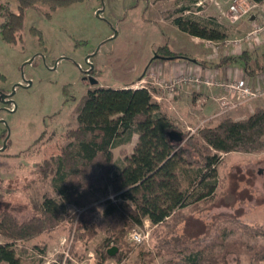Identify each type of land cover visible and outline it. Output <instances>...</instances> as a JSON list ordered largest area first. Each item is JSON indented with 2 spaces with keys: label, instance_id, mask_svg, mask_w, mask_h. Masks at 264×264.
<instances>
[{
  "label": "rangeland",
  "instance_id": "374dc122",
  "mask_svg": "<svg viewBox=\"0 0 264 264\" xmlns=\"http://www.w3.org/2000/svg\"><path fill=\"white\" fill-rule=\"evenodd\" d=\"M1 1H9L12 11L16 10V0ZM231 2L82 0L52 12L41 3L37 8L28 9L21 40L5 43L0 35V72L6 78L0 81V148H3L0 149V214L8 209L23 220L34 213L32 202L38 203L44 196L57 198L51 178L39 180L38 166L44 158L54 163L59 145L67 144L65 133L76 126V106L82 95L95 86L86 79L91 65L95 70L92 76L99 84L112 88L140 87L136 80L142 73L149 74L150 63L159 60L155 58L158 48L168 46L171 50L190 52L197 49L192 38L172 23L180 7L190 8L183 14L191 12L198 18L213 19L222 25L227 32L226 40L242 37L250 23L231 17ZM45 12L50 15H44ZM32 28L39 30V34L32 32ZM215 46L232 48L233 44L219 40ZM224 56L228 55H221ZM144 84L151 83L145 81ZM153 88L158 94L162 92L157 86ZM260 100L264 101V97L256 99ZM164 106L177 129L188 135L185 118L180 115L181 106L172 102H165ZM206 122L205 119L191 121V128H195L191 134H196L200 127L208 124ZM134 135L130 142L112 149L115 159L131 153ZM196 167L183 163L179 167L183 186L191 191L196 185L189 184L187 178L195 174ZM215 170L218 180L214 195L205 199L207 202L199 200L182 210L185 216L178 225V233L193 238L209 237L219 231V226H224L226 239L246 240L247 236L231 229L225 219L253 225L264 223V149L221 153ZM192 207L194 211H190ZM83 209L68 204L64 219L53 230L33 241L17 242V252H24V263L37 264L39 258L41 264L61 261L63 240L77 231ZM95 211L99 219L102 207ZM135 227L138 226L132 228ZM139 228L149 232L148 239L135 245L127 233L128 249L123 250V259L119 263L110 260L107 264H162L163 258L151 252L154 226L146 220ZM96 241V238L86 242L75 238L71 246L73 260H67L66 264L88 258ZM255 241L264 244V237ZM243 264L247 262L243 260Z\"/></svg>",
  "mask_w": 264,
  "mask_h": 264
},
{
  "label": "trees",
  "instance_id": "16d2710c",
  "mask_svg": "<svg viewBox=\"0 0 264 264\" xmlns=\"http://www.w3.org/2000/svg\"><path fill=\"white\" fill-rule=\"evenodd\" d=\"M79 1L82 0H16V10L12 11L9 1L0 0L1 38L10 44L21 40L25 13L39 3L52 12ZM184 11H190L189 6L178 8L179 14L172 17L179 30L207 40L227 38L224 27L215 20L198 18L191 12L183 14ZM44 15L49 16L50 12ZM31 30L39 34V30ZM155 58L198 61L168 46L158 48ZM231 61L238 63L246 76L264 73V46L260 52L244 49L236 57H221L217 64ZM94 73L90 68L88 74ZM5 79L0 72V81ZM172 129L177 127L148 87L88 89L76 106V126L65 133L67 144L59 145L54 163L44 158L38 166L39 180L51 178L57 198L44 196L40 202H32L34 213L23 220L8 209L0 214V239H4L0 240V264H25L23 250L17 252V242L27 243L53 230L64 219L68 204L84 208L73 241L96 238L92 251L96 264L110 260L119 263L123 250L128 249V231L134 226L143 227L146 220L155 228L151 252L163 258L162 264L264 262V244L255 241L264 237V223L253 225L225 219L231 229L246 235V240L226 239L224 226L209 237L193 238L178 233V225L185 216L182 210L214 195L218 180L215 168L221 153L264 149V106H256L242 119L224 116L200 127L196 134L183 133V143L168 137ZM133 134L138 138L131 153L115 159L112 149L130 142ZM181 163L197 165L195 174L187 178L189 184L196 185L195 190L183 186ZM100 207L101 216L96 219L95 210ZM190 211H194L193 207ZM111 246L118 247L114 256L107 253ZM37 260L41 264L42 259Z\"/></svg>",
  "mask_w": 264,
  "mask_h": 264
},
{
  "label": "crops",
  "instance_id": "0c3cea01",
  "mask_svg": "<svg viewBox=\"0 0 264 264\" xmlns=\"http://www.w3.org/2000/svg\"><path fill=\"white\" fill-rule=\"evenodd\" d=\"M264 5V2L261 3ZM243 19L247 20V24L250 23L251 20L247 17ZM174 25V24H173ZM247 32V31H246ZM189 35V34H188ZM192 42L194 46H197V49H193V52L185 51V50H173L178 53L187 54L189 57L197 58L198 61L189 58H178V59H160L150 63L151 71L156 72V74L162 75L163 77H169L174 74L184 72H197L202 76L212 77L219 80H230V79H239L243 78L248 81L252 86L264 85V73L258 74L256 76H246L241 70L240 66L236 62H228L223 65H218L219 58L221 55H228L232 57L238 56L242 50L244 49H253L260 51L262 46H264V38L260 40L259 43L248 45L246 43L241 44L239 46H235L234 48H227V46H213L212 48L204 44L203 42H207V39H202L199 37L191 36ZM202 44H201V42ZM200 45V46H199ZM218 45V43H217ZM225 45V44H224ZM224 47V48H223ZM218 48V52L216 49ZM224 49V50H222ZM150 72V71H149ZM148 74L142 73L137 78V82L140 83V87L144 85L145 81L150 82V79L147 78ZM149 77V76H148ZM148 79V80H147ZM134 81H132L133 84ZM128 83V82H127ZM151 83V82H150ZM126 84V83H125ZM96 86H104L102 84L97 83ZM151 88L153 99L160 105L162 111L166 113L168 116L170 114L166 110V106L164 103H173L174 105L181 106L180 115L185 119L184 122L187 124L186 127H191V121L198 120H206L210 118L214 112L218 110L219 107V99L224 95V91L217 87H207V86H183L176 98L172 99L170 102L164 96L163 91L161 93H156L154 91L153 84L147 85ZM93 87V88H94ZM130 87L128 85H121L119 88ZM89 88V89H93ZM135 88V87H131ZM169 101V102H168ZM256 106H264V101H252L250 103H246L238 108L231 110L222 116H217L215 118L209 119L206 123L216 122L220 118L224 116H230L234 119H242L250 114ZM135 136V135H134ZM137 134L134 137V144L137 142ZM113 151V150H112Z\"/></svg>",
  "mask_w": 264,
  "mask_h": 264
},
{
  "label": "built area",
  "instance_id": "2783aa9c",
  "mask_svg": "<svg viewBox=\"0 0 264 264\" xmlns=\"http://www.w3.org/2000/svg\"><path fill=\"white\" fill-rule=\"evenodd\" d=\"M229 11L231 17L234 19H242L247 17L251 20V25L249 30L242 37L230 41L225 39V43L231 42L233 44L232 48H234L235 46H239L242 43H246L248 45L257 44V40L260 42V40L264 38V5L254 0H232L231 4L229 5ZM251 17L253 18L251 19ZM207 43L214 46L217 45L218 41L207 40ZM87 61L90 65V61ZM148 76L151 80V84L160 88L161 91L165 93L166 97L171 100L174 99L177 96L179 90L186 85L217 87L222 89L225 93L219 99L218 110L214 112L210 118H207L206 121L217 116L225 115L235 108H238L246 103H250L258 98L264 97V85L252 86L246 79L243 78L219 80L212 77L202 76L197 72L184 71L169 77H163L159 74H156V72L150 71ZM142 86L149 88L147 84ZM149 89L151 90V88ZM194 129L187 127V130L189 131L188 135L193 133ZM133 231L142 232L146 237L144 241H146L149 237L148 231L142 230L139 227H135L128 232V238L129 233ZM73 238L74 236L72 232L69 237L63 240L65 248L62 250V260L59 262L53 260L57 264H66L67 260H73L71 255ZM76 264H96L94 253H89L88 258L77 262Z\"/></svg>",
  "mask_w": 264,
  "mask_h": 264
},
{
  "label": "water",
  "instance_id": "95a60500",
  "mask_svg": "<svg viewBox=\"0 0 264 264\" xmlns=\"http://www.w3.org/2000/svg\"><path fill=\"white\" fill-rule=\"evenodd\" d=\"M98 13V11H97ZM253 17H251L252 19ZM90 68H92V65L90 66ZM88 81L90 84L92 85H96L98 83L97 79L94 78V76L92 75H88ZM168 137L173 140L176 143H182L184 140V136L182 131L177 130V129H172L168 132ZM3 149V148H0ZM118 251V247L117 246H111L107 249V253L109 256H114Z\"/></svg>",
  "mask_w": 264,
  "mask_h": 264
},
{
  "label": "clouds",
  "instance_id": "9594fccd",
  "mask_svg": "<svg viewBox=\"0 0 264 264\" xmlns=\"http://www.w3.org/2000/svg\"><path fill=\"white\" fill-rule=\"evenodd\" d=\"M257 42L259 43V40H257ZM145 239H146L145 235L140 231H133L129 233V240L131 243L135 245L142 244Z\"/></svg>",
  "mask_w": 264,
  "mask_h": 264
},
{
  "label": "flooded vegetation",
  "instance_id": "af4514ba",
  "mask_svg": "<svg viewBox=\"0 0 264 264\" xmlns=\"http://www.w3.org/2000/svg\"><path fill=\"white\" fill-rule=\"evenodd\" d=\"M86 78V77H85ZM86 79H88V74H87V78Z\"/></svg>",
  "mask_w": 264,
  "mask_h": 264
}]
</instances>
